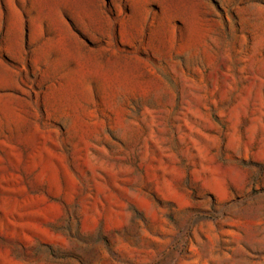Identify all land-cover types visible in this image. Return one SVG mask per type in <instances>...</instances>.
<instances>
[{"label":"rangeland","instance_id":"1","mask_svg":"<svg viewBox=\"0 0 264 264\" xmlns=\"http://www.w3.org/2000/svg\"><path fill=\"white\" fill-rule=\"evenodd\" d=\"M0 264H264V0H0Z\"/></svg>","mask_w":264,"mask_h":264}]
</instances>
